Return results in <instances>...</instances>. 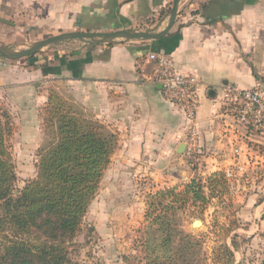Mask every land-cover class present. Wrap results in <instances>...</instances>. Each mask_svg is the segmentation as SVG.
I'll return each mask as SVG.
<instances>
[{"label":"crops","instance_id":"obj_1","mask_svg":"<svg viewBox=\"0 0 264 264\" xmlns=\"http://www.w3.org/2000/svg\"><path fill=\"white\" fill-rule=\"evenodd\" d=\"M172 1L0 0V43L9 39L12 27L14 33L35 28L52 36L121 31L156 36L69 38L44 60L35 54L29 62H7L0 55V93L13 112L25 107L23 113L38 117L49 90L61 89L117 134L118 146L102 180H115L120 193L131 189L150 195L193 178L205 180L216 171L254 166L256 161L249 160L260 157L242 130L225 127L221 113L225 86L264 84V0H195L188 5L181 0L168 29ZM147 44L150 49H140ZM151 52L167 54L176 70L201 82L197 168L187 156L185 113L164 97L160 85L147 80L153 72ZM250 177L232 203H242L245 216L255 222L261 218L254 235L264 227V199L257 190L264 178Z\"/></svg>","mask_w":264,"mask_h":264},{"label":"trees","instance_id":"obj_2","mask_svg":"<svg viewBox=\"0 0 264 264\" xmlns=\"http://www.w3.org/2000/svg\"><path fill=\"white\" fill-rule=\"evenodd\" d=\"M45 112L46 128H56V140L41 152L37 178L17 189L10 142L16 126L0 102V264H73L70 241L81 230L118 146L116 133L77 115L54 91ZM227 191L225 172L216 171L205 180L193 178L183 186L150 194L145 218L158 230L151 238L155 245L148 247L149 263L192 264L196 238L174 230L175 218L170 220L169 215L190 201L204 209Z\"/></svg>","mask_w":264,"mask_h":264},{"label":"rangeland","instance_id":"obj_3","mask_svg":"<svg viewBox=\"0 0 264 264\" xmlns=\"http://www.w3.org/2000/svg\"><path fill=\"white\" fill-rule=\"evenodd\" d=\"M194 1L183 0L182 4L188 5ZM14 31L15 28L12 27L11 33L7 35L9 39L0 43L10 55L32 49L39 42L52 36L44 35L42 30L35 28L23 33H14ZM66 40L68 39L43 46L38 49L36 55L32 54V56H39L44 60L43 57L47 53L62 46L67 42ZM1 58L12 63L29 62L28 56L12 60L1 55ZM51 91L69 102L77 115L81 114L86 119L96 120L85 112L75 99L69 101L61 89L51 88L49 95ZM3 94L0 93V102L11 113L16 126L10 142L18 176L17 189H22L37 178L40 154L56 140V128H46L45 109L48 100L41 108L38 117L37 114L28 116L26 111L22 112L25 107L13 112V107L2 98ZM260 186L257 190L264 199V184ZM119 189L115 180L110 178L102 180L99 192L83 220L81 230L70 241L69 257L73 264H150L147 257L150 252L148 247L156 243L151 238L154 233L156 234L158 226L151 225L145 218L148 207L144 206L142 198L145 195L148 198L149 192L139 194L137 191L136 195L131 189L124 193H120ZM16 191L15 193H18ZM215 199L216 201L211 204H206L204 209L200 205H193L192 201L187 202L182 209L169 215L170 220L175 218L172 222L174 230L177 228L184 234L196 238L197 244L190 256L192 264H262L264 227L263 231L258 232L259 234L253 235L256 224L261 218L258 216L255 222L253 217L245 216L242 203L238 201L224 204L221 198ZM145 202L147 203V199ZM196 221H200V224ZM160 254H165V251Z\"/></svg>","mask_w":264,"mask_h":264},{"label":"built area","instance_id":"obj_4","mask_svg":"<svg viewBox=\"0 0 264 264\" xmlns=\"http://www.w3.org/2000/svg\"><path fill=\"white\" fill-rule=\"evenodd\" d=\"M148 60L153 62V72L147 80L158 84L162 88L164 97L178 105L185 113L188 125L185 133L187 156L193 168L200 162L201 146L199 142L200 85L198 78L186 75L175 69L171 58L162 52H151ZM225 106L221 118L226 128L235 131L242 130L246 137L256 144L260 157L249 160L255 165L244 167L238 165L225 172L228 191L221 197L224 204L246 190L251 181L250 175L263 176L264 166V84H257L252 88H240L237 85L225 86ZM234 153L240 155L235 147ZM218 198V197H217Z\"/></svg>","mask_w":264,"mask_h":264},{"label":"water","instance_id":"obj_5","mask_svg":"<svg viewBox=\"0 0 264 264\" xmlns=\"http://www.w3.org/2000/svg\"><path fill=\"white\" fill-rule=\"evenodd\" d=\"M181 0H174L173 2V8H172V17L173 20L171 22V25L168 29H170L172 27V25L174 24V21L176 19L177 16V11H178V6ZM115 37V36H124V37H128V38H156V36L151 35L149 33H144V32H131V31H121V32H117L114 34H93V33H80V32H73V33H63V34H59L57 36H52L47 40L41 41L38 44H36L32 49L26 50V51H21L19 53H17L16 55H10L5 48L0 46V55L5 56L8 59H19L22 57H27L30 56L32 54H35L38 49H40L43 46L55 43L57 41L63 40V39H69V38H81V39H95L97 37ZM151 45L147 44L145 46L140 47V49L143 50H147L150 49ZM17 192V191H16ZM198 222V221H196Z\"/></svg>","mask_w":264,"mask_h":264},{"label":"bare ground","instance_id":"obj_6","mask_svg":"<svg viewBox=\"0 0 264 264\" xmlns=\"http://www.w3.org/2000/svg\"><path fill=\"white\" fill-rule=\"evenodd\" d=\"M197 224L199 223L200 224V221L196 222Z\"/></svg>","mask_w":264,"mask_h":264}]
</instances>
